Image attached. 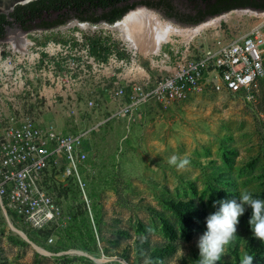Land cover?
Listing matches in <instances>:
<instances>
[{"label": "rangeland", "instance_id": "1", "mask_svg": "<svg viewBox=\"0 0 264 264\" xmlns=\"http://www.w3.org/2000/svg\"><path fill=\"white\" fill-rule=\"evenodd\" d=\"M147 9L177 33L160 52L138 54L153 79L217 40L229 42L258 28L264 35V14L256 11L234 9L185 26ZM229 14L187 41V30ZM87 35L121 42L110 30ZM102 110L94 118L73 117L56 106L39 120L67 134L103 121ZM85 150L88 160L79 175L67 173L63 157L46 173V188L70 217L67 224L35 232L0 211V264H198L196 242L216 201L239 199L244 191L264 200V78L251 93L208 87L183 102L147 105L134 118L101 125L88 135ZM173 155L190 164L183 170L170 166ZM251 214L246 208L217 264H241L244 255L264 264V242L253 237Z\"/></svg>", "mask_w": 264, "mask_h": 264}, {"label": "built area", "instance_id": "2", "mask_svg": "<svg viewBox=\"0 0 264 264\" xmlns=\"http://www.w3.org/2000/svg\"><path fill=\"white\" fill-rule=\"evenodd\" d=\"M129 13L114 23L71 19L0 40V211L32 231L69 221L46 188V173L63 157L67 173L79 175L88 160L85 141L101 125L134 118L152 103L183 102L208 87L251 93L264 78V35L258 28L229 42L217 40L182 58L169 75L153 79L139 62L140 52L117 30L104 27L116 26ZM99 30L118 33L121 42L87 35ZM94 39L102 44L97 52ZM56 106L73 117L94 118L92 113L104 109L105 119L64 134L54 123L39 120Z\"/></svg>", "mask_w": 264, "mask_h": 264}, {"label": "trees", "instance_id": "3", "mask_svg": "<svg viewBox=\"0 0 264 264\" xmlns=\"http://www.w3.org/2000/svg\"><path fill=\"white\" fill-rule=\"evenodd\" d=\"M193 1L199 2L201 6H211L213 0ZM139 4L159 9L164 8L163 5L165 3L155 1L131 2V0H38L25 6H17L15 8V13H11L13 22L8 21L6 17L3 16L0 20V37L4 34L5 27L12 23H16L24 29L31 28L34 25L48 28L54 27L64 23L71 17L92 23H98L100 21L114 23L122 19L123 16H125L130 10L135 9ZM167 5H169L170 8H173L170 2H168ZM233 8L236 7H228L212 11L208 10L207 12L201 10L200 15L197 18L177 16L166 9L165 14L181 23L198 25L209 17L221 15L224 12L233 10ZM255 8L264 10V6H257ZM17 12H19V14ZM22 12H24V14H22ZM58 12L63 13L58 15L56 20H53V16ZM101 47V41L94 39V52L100 50Z\"/></svg>", "mask_w": 264, "mask_h": 264}, {"label": "clouds", "instance_id": "4", "mask_svg": "<svg viewBox=\"0 0 264 264\" xmlns=\"http://www.w3.org/2000/svg\"><path fill=\"white\" fill-rule=\"evenodd\" d=\"M168 164L183 170L190 164V159L173 155L168 159ZM213 207L216 211L206 217V231L196 242L198 264H217L221 260L226 246L236 238L239 218L246 208H250L252 213L249 225L253 237L264 242V200L253 198L251 193L244 191L239 199L216 201ZM253 261V255H244L241 264H253Z\"/></svg>", "mask_w": 264, "mask_h": 264}, {"label": "bare ground", "instance_id": "5", "mask_svg": "<svg viewBox=\"0 0 264 264\" xmlns=\"http://www.w3.org/2000/svg\"><path fill=\"white\" fill-rule=\"evenodd\" d=\"M245 11H237V14ZM256 14H264V12H254ZM228 16L219 17L208 23L199 26L194 30H187V41L193 39L201 31L208 27L217 26L222 18H229ZM84 28H92L89 25H82ZM111 30H117L121 38L128 42L131 47L136 48L137 51H146L147 53H158L161 50L162 44L171 41V36L177 34L176 30L171 25H162L157 15L147 8H138L130 12L123 21L116 26H104ZM94 29V28H92ZM182 36L184 34L180 33ZM185 36V35H184ZM10 221V220H9ZM11 224V222H10ZM15 233L19 234L23 239L28 240L26 234L16 227L12 226ZM98 262H103L102 259ZM127 264V263H125Z\"/></svg>", "mask_w": 264, "mask_h": 264}, {"label": "flooded vegetation", "instance_id": "6", "mask_svg": "<svg viewBox=\"0 0 264 264\" xmlns=\"http://www.w3.org/2000/svg\"><path fill=\"white\" fill-rule=\"evenodd\" d=\"M142 1H155V2H162L165 3L163 5L164 8H159V10H163L176 14L177 16H187L191 18H197L200 15V11L203 12L218 10V9H225L228 7H236L234 9L239 8H250V9H257L261 10L260 8H255L257 6H264V0H213L211 6H201V4L197 1L193 0H131V2H142ZM170 2L173 8H170L167 3ZM166 9V10H165ZM15 13V9L13 11ZM12 12V13H13ZM19 14V12H17ZM21 13V12H20ZM63 12L56 13L53 17V20L58 18V15L62 14ZM101 13V12H99ZM24 14V12H22ZM5 15L0 14V20ZM6 17V16H5ZM8 21H12L11 15L9 18L6 17ZM52 20V21H53Z\"/></svg>", "mask_w": 264, "mask_h": 264}, {"label": "water", "instance_id": "7", "mask_svg": "<svg viewBox=\"0 0 264 264\" xmlns=\"http://www.w3.org/2000/svg\"><path fill=\"white\" fill-rule=\"evenodd\" d=\"M35 1H38V0H0V14L5 15L7 18H9L11 13L14 11V9L17 6H25V5H28V4L35 2ZM138 7L151 8L168 21H171V22H174L177 24H181V25H185V26L191 25V24L181 23L180 21L173 19L172 17L167 16L163 10H159L158 8L148 7L146 5H141V4H139L136 8H138ZM239 9H245V10L256 11V12H264V10H257V9H250V8H239ZM130 11H132V10H130ZM71 19H78V18L71 17L68 20H71ZM100 22H106V21H100ZM47 28L48 27H40V26L34 25L28 29H47ZM23 30H26V29L22 28L20 25H18L16 23H12L11 25H8L5 27L4 34L0 37V40L3 39L7 35L15 34L17 32L23 31Z\"/></svg>", "mask_w": 264, "mask_h": 264}]
</instances>
